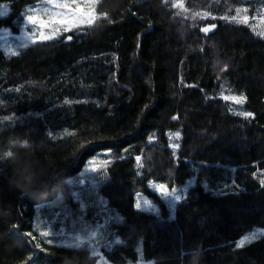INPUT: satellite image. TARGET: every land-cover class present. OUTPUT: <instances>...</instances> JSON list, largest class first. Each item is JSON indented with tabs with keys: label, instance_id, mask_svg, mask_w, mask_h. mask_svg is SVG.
I'll return each instance as SVG.
<instances>
[{
	"label": "trees",
	"instance_id": "1",
	"mask_svg": "<svg viewBox=\"0 0 264 264\" xmlns=\"http://www.w3.org/2000/svg\"><path fill=\"white\" fill-rule=\"evenodd\" d=\"M39 1L0 0V29L19 32ZM98 11L91 26L0 50V264H264V38L251 27L264 0H99ZM159 184L180 190L173 209ZM102 199L122 220L95 246L62 245L97 225Z\"/></svg>",
	"mask_w": 264,
	"mask_h": 264
},
{
	"label": "rangeland",
	"instance_id": "2",
	"mask_svg": "<svg viewBox=\"0 0 264 264\" xmlns=\"http://www.w3.org/2000/svg\"><path fill=\"white\" fill-rule=\"evenodd\" d=\"M98 1L99 0H77V3L81 4V5H85V4H91L94 10V16L95 19L93 20V22L89 25L87 23H83L80 24L78 27H74L72 30H77V29H81L84 27H88L91 26L96 20H98L99 18L104 16V13H101L98 11ZM65 2H71V0H51V2H49V0H40L39 2H37L36 4L29 6L26 11L24 12L23 15V20L20 23V31L19 32H14V30L12 29V27H7V28H2L0 29V50L4 51L6 54L11 55L13 52H15L16 54L19 53L22 49H24L26 46H23L24 44L29 45L30 43L33 42L32 39H29V37H33V39L35 40V42L37 41H46V40H41L39 37V31H35L38 28V25H32L29 24L26 20V17L29 15H37L38 19L40 20H48V16L46 14H44V9H48L50 12L52 13H56V12H65V9H61V8H54L53 4H57V3H65ZM9 12V6L8 5H2L0 7V16H4L6 14H8ZM53 27H61V25H52L51 27H45L43 29H40V31H43L45 34H50L51 30ZM251 27L253 28L254 32L262 37L261 35H259V33L264 32V20L260 19L259 21L255 22L254 24L251 25ZM71 30V31H72ZM35 31V35H33ZM69 32V31H67ZM63 33H66L64 31L61 30V32L55 36V38L61 36ZM264 38V37H263ZM52 40V39H51ZM226 96L228 97H239L237 95H234L232 93L227 94ZM233 105L237 106L239 104L235 103L232 99H228ZM178 193H180L178 188H174ZM173 189L168 190L169 193L172 192ZM92 195L93 196H98L101 195L100 192H97L95 190H92ZM103 198V196H102ZM171 197H169L170 199ZM105 199V198H103ZM102 199V208L101 211L99 210V216H101V218L99 219L97 225L93 226L92 224L86 222L85 220L83 221V224L77 228V230L75 232H71L69 235H62L63 237L59 238L60 243L62 245H68L71 242V238L73 236L79 235L84 237L87 234H90L91 232L95 231L96 233V238L99 235V238H101L103 231L106 230H110L111 227H113L115 222H120L122 220L121 215L119 214V212H117L116 210H112L111 208H109L106 205V201H103ZM146 198L140 194H138L136 196V204L139 201L141 204V208H138L141 211H145L143 210V201ZM147 200V199H146ZM166 200V199H165ZM167 202V201H166ZM53 203V205H51L52 207L55 206L54 202H50L49 204ZM150 204H152L149 201ZM168 207L170 209H173L175 207V205L170 206L167 203ZM106 209V211H105ZM145 212H150V211H145ZM113 217H119L118 220H113ZM43 225L46 226V230L43 229ZM34 226H36V228L42 232H48L50 236L56 235V231L54 228V224H53V220L49 219V218H45V222L38 218L37 220H35L34 222ZM42 227V229H41ZM95 227V228H94ZM103 228V229H102ZM58 236V235H57ZM42 237V236H41ZM95 239V240H97ZM94 240V241H95ZM59 241H55L56 243L60 244ZM94 241L92 242V244H86L83 247H86L88 245H94Z\"/></svg>",
	"mask_w": 264,
	"mask_h": 264
},
{
	"label": "snow or ice",
	"instance_id": "3",
	"mask_svg": "<svg viewBox=\"0 0 264 264\" xmlns=\"http://www.w3.org/2000/svg\"><path fill=\"white\" fill-rule=\"evenodd\" d=\"M49 2H51V0H49ZM53 7L65 9L66 11L62 13L61 12L52 13L48 9H44V14L48 16L47 21L38 19L37 15L35 14L26 17V20L29 24L38 25V28L35 31H39V37L41 40L54 39L55 36L61 32V30L64 32L71 31L74 27H78L80 24L83 23H87L90 25L95 19L94 10L91 4L81 5L77 3V0H71L70 3L65 2V3L53 4ZM238 18H241L244 23H247L248 21V17L246 15L240 17V10L237 11V16L232 17V20H237ZM56 24L61 25V27H53L50 34H45L43 31H40V29H43L45 27H51L52 25H56ZM209 30L210 29L207 27L201 29V31L205 33H207ZM35 31L33 35H35ZM259 35L264 37V32L259 33ZM29 39H32L33 42H35L33 37L30 36ZM68 39H71V37H68ZM23 46H27V45L24 44ZM12 54L15 55L16 53L13 52ZM222 98L226 100L232 99L237 104L243 103L244 100L243 96H239V97L224 96ZM240 114L245 116L246 118L252 115L251 113H246V112H242ZM6 155L10 156L11 153L9 152ZM137 160L139 161V157L137 158ZM93 171H95V169H93ZM261 184L264 185V180L261 181ZM156 187L157 190L161 193V195L165 197L167 203L170 206L175 205L176 202L180 201L182 194L178 193L175 189H173L172 192L169 193L163 184H159ZM169 197L171 198L169 199ZM136 207L141 208V204L139 201L137 202ZM143 210L150 211L156 214L157 216H159V211L157 210V208L153 204H150L149 201L146 199L143 201ZM118 219L119 217H113V220H118ZM41 235L47 237L49 233L42 232ZM257 238L258 236L255 232H253L250 235H245L236 243V247L237 248L243 247ZM95 239H96L95 231L85 235L84 237L76 235L71 238V242L66 246L72 249H79L86 244H92V242ZM116 242L119 243V241ZM92 250H93V254H95L96 248L93 247Z\"/></svg>",
	"mask_w": 264,
	"mask_h": 264
},
{
	"label": "clouds",
	"instance_id": "4",
	"mask_svg": "<svg viewBox=\"0 0 264 264\" xmlns=\"http://www.w3.org/2000/svg\"><path fill=\"white\" fill-rule=\"evenodd\" d=\"M20 188H21L22 191L25 192V194H27V191H26V189H27V185H26V184H21V185H20Z\"/></svg>",
	"mask_w": 264,
	"mask_h": 264
},
{
	"label": "water",
	"instance_id": "5",
	"mask_svg": "<svg viewBox=\"0 0 264 264\" xmlns=\"http://www.w3.org/2000/svg\"><path fill=\"white\" fill-rule=\"evenodd\" d=\"M203 32V31H202ZM203 34H205V32H203Z\"/></svg>",
	"mask_w": 264,
	"mask_h": 264
}]
</instances>
